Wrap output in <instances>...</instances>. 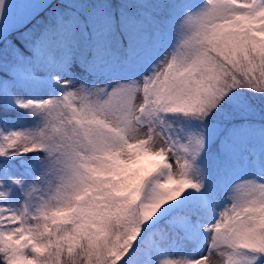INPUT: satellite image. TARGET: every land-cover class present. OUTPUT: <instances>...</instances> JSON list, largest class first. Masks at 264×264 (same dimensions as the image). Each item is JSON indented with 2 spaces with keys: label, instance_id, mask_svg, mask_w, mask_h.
<instances>
[{
  "label": "snow or ice",
  "instance_id": "6c2138e0",
  "mask_svg": "<svg viewBox=\"0 0 264 264\" xmlns=\"http://www.w3.org/2000/svg\"><path fill=\"white\" fill-rule=\"evenodd\" d=\"M0 264H264V0H0Z\"/></svg>",
  "mask_w": 264,
  "mask_h": 264
},
{
  "label": "trees",
  "instance_id": "16d2710c",
  "mask_svg": "<svg viewBox=\"0 0 264 264\" xmlns=\"http://www.w3.org/2000/svg\"><path fill=\"white\" fill-rule=\"evenodd\" d=\"M37 19H40V18L37 17ZM34 24H36V20H32L24 28H22L21 31H27V29L32 28Z\"/></svg>",
  "mask_w": 264,
  "mask_h": 264
}]
</instances>
